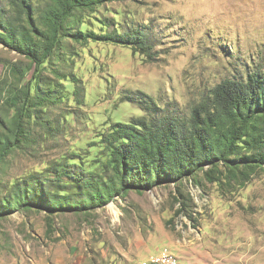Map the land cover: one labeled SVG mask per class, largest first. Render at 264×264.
Here are the masks:
<instances>
[{
    "label": "rangeland",
    "instance_id": "rangeland-1",
    "mask_svg": "<svg viewBox=\"0 0 264 264\" xmlns=\"http://www.w3.org/2000/svg\"><path fill=\"white\" fill-rule=\"evenodd\" d=\"M47 1L31 0L34 9ZM130 26L149 32L150 54L105 40L66 41L60 66L80 93L55 80L63 101L27 124L34 142L10 156L0 199L33 177L53 193L79 194L67 178L54 182V169L76 162L109 175L106 135L117 122L147 117L145 101L161 114L188 115L223 80L264 67V0L117 1L86 12L80 30L102 36ZM27 62L0 44V92L28 84L10 71ZM41 77L55 79L48 70ZM0 113L8 114L3 100ZM227 178L210 182L201 173V185L185 179L130 191L80 213L14 211L0 220V264H139L167 248L180 264H264V166L248 179Z\"/></svg>",
    "mask_w": 264,
    "mask_h": 264
},
{
    "label": "trees",
    "instance_id": "trees-1",
    "mask_svg": "<svg viewBox=\"0 0 264 264\" xmlns=\"http://www.w3.org/2000/svg\"><path fill=\"white\" fill-rule=\"evenodd\" d=\"M117 1L127 0H48L44 9L39 5L34 9L31 0H0V44L28 60L10 71L19 81L29 78L26 86L10 85L0 92L8 111L0 113V179L10 156L32 146L27 124L38 119V110L63 101L55 80L71 82L74 95L80 93L78 79L64 75L60 66L67 40H105L151 53L144 28L130 26L123 33L102 36L80 30L86 12ZM46 70L55 76L49 83L41 77ZM144 104L147 117L117 122L106 135L109 175L87 171L76 162L56 167L53 181H72L79 191L73 195L76 200L65 189L47 190V181L36 177L15 183L0 199V220L18 210H46L49 216L85 212L130 191L181 186L185 179L197 186L201 173L210 182H220L224 174L230 181L248 179L264 166V67L255 65L243 76L223 80L188 115L161 114L150 99ZM41 122L50 126V121ZM3 188L0 180V193ZM181 197L179 213H185L187 200Z\"/></svg>",
    "mask_w": 264,
    "mask_h": 264
},
{
    "label": "bare ground",
    "instance_id": "bare-ground-1",
    "mask_svg": "<svg viewBox=\"0 0 264 264\" xmlns=\"http://www.w3.org/2000/svg\"><path fill=\"white\" fill-rule=\"evenodd\" d=\"M114 212L117 214L118 211L116 208H113ZM165 249V248H164ZM165 252V251H164ZM164 252H162V254L158 255V256H151L149 258H155V257H161L164 255ZM161 253V252H160ZM148 259L144 260L143 262L139 263V264H160L159 260H149ZM170 264H180L179 262V258L176 255H170Z\"/></svg>",
    "mask_w": 264,
    "mask_h": 264
},
{
    "label": "built area",
    "instance_id": "built-area-1",
    "mask_svg": "<svg viewBox=\"0 0 264 264\" xmlns=\"http://www.w3.org/2000/svg\"><path fill=\"white\" fill-rule=\"evenodd\" d=\"M170 255H175L169 248L164 252V255L161 257L148 258L149 260H159L160 264H170Z\"/></svg>",
    "mask_w": 264,
    "mask_h": 264
},
{
    "label": "crops",
    "instance_id": "crops-1",
    "mask_svg": "<svg viewBox=\"0 0 264 264\" xmlns=\"http://www.w3.org/2000/svg\"><path fill=\"white\" fill-rule=\"evenodd\" d=\"M78 264V263H77Z\"/></svg>",
    "mask_w": 264,
    "mask_h": 264
}]
</instances>
